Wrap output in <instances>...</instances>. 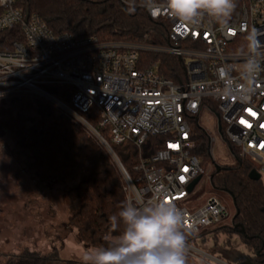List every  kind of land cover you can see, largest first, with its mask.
Returning a JSON list of instances; mask_svg holds the SVG:
<instances>
[{
  "label": "built area",
  "instance_id": "built-area-1",
  "mask_svg": "<svg viewBox=\"0 0 264 264\" xmlns=\"http://www.w3.org/2000/svg\"><path fill=\"white\" fill-rule=\"evenodd\" d=\"M21 1L0 0V34H13L0 37V96L24 92L50 100L108 151L121 173L126 203L164 198L185 214L188 259L233 264L192 238L228 217L221 201L210 197L195 210L182 205L190 184L205 174L191 121L198 124L203 108L215 113L223 139L241 156L259 160L262 177L264 0H235L225 22L205 16L196 23L170 16L167 0L135 3L165 31L157 38L149 30L137 41L56 34L38 14H26ZM144 52L178 58L182 65L171 67L175 78L162 75L164 64ZM249 62L258 67L248 71ZM52 86L63 87L64 97ZM99 127L109 128L112 143L139 148L132 171ZM150 137H161L162 143L144 157L141 148Z\"/></svg>",
  "mask_w": 264,
  "mask_h": 264
},
{
  "label": "trees",
  "instance_id": "trees-1",
  "mask_svg": "<svg viewBox=\"0 0 264 264\" xmlns=\"http://www.w3.org/2000/svg\"><path fill=\"white\" fill-rule=\"evenodd\" d=\"M145 1L22 0L20 5L26 14H38L56 34L70 32L76 36L93 35L102 41H137L147 31L154 30L157 38L164 37L165 31L159 22L153 21L144 7L134 5ZM12 35L8 31L0 37ZM160 42L165 43L163 40ZM143 55L152 60L161 58L164 63L161 73L170 79L175 78L171 67L182 65L173 56L152 52H144ZM51 89L64 97L63 87L52 86ZM92 122L98 125L96 120L92 119ZM194 131L197 142L195 153L204 156L209 151L207 136L198 126ZM99 132L132 171L138 160L139 148L129 142L112 143L108 127H99ZM161 143V137L148 138L141 148L143 156L150 157ZM14 148L19 154H29L28 172L41 183L52 187L57 182L74 180L73 184L66 186L70 209L68 222L83 244L102 247L110 236L122 231V224L114 228L110 221V217L117 215L126 203L119 169L103 145L61 110L51 105L41 114L37 113L33 127L14 140ZM233 153L236 155L235 163L221 165L218 171L215 168L210 180L214 188L231 194L236 209L232 225L224 227L223 233L229 237L237 234L252 254L240 256L231 253L228 261L233 264H264V184L261 179L249 177L250 171L257 167L247 158L239 157L237 150L233 149ZM241 229L243 233L239 232ZM208 232L210 230H205L192 238ZM211 253L214 254L213 251ZM61 260L56 251L42 254L25 250L13 254L6 264H59Z\"/></svg>",
  "mask_w": 264,
  "mask_h": 264
},
{
  "label": "rangeland",
  "instance_id": "rangeland-1",
  "mask_svg": "<svg viewBox=\"0 0 264 264\" xmlns=\"http://www.w3.org/2000/svg\"><path fill=\"white\" fill-rule=\"evenodd\" d=\"M154 60L162 62L161 58ZM51 105L55 107L47 98L29 93L0 97V264H6L13 254L25 250L42 254L56 251L62 259L59 264H84V254L95 248L83 244L68 222L70 209L66 186L73 184L74 180L57 182L52 187L41 183L28 172L29 154H19L14 148V140L33 127L37 113L41 114ZM191 124L206 134L209 151L204 156L199 155L205 174L190 190L182 205L195 210L204 205L208 198L216 197L228 212L227 218L193 242L225 260H229L231 253L251 255L237 234L229 237L223 233L224 227L232 225L236 209L231 194L224 189L214 188L210 176L215 164L224 166L235 163L233 149L237 150L239 157L247 158L257 168L260 166L259 160L253 156H241L236 147L233 148L223 139L217 117L209 109L203 108L198 124L195 119ZM261 180L264 184V174ZM114 237L110 236L104 246ZM186 264L203 263L187 258Z\"/></svg>",
  "mask_w": 264,
  "mask_h": 264
},
{
  "label": "clouds",
  "instance_id": "clouds-1",
  "mask_svg": "<svg viewBox=\"0 0 264 264\" xmlns=\"http://www.w3.org/2000/svg\"><path fill=\"white\" fill-rule=\"evenodd\" d=\"M235 7V0H167L168 14L189 23L205 16L225 22ZM257 67L249 62L248 71ZM110 221L114 228L122 224V231L107 246L88 250L84 264H186L185 214L167 199L144 203L137 197Z\"/></svg>",
  "mask_w": 264,
  "mask_h": 264
},
{
  "label": "water",
  "instance_id": "water-1",
  "mask_svg": "<svg viewBox=\"0 0 264 264\" xmlns=\"http://www.w3.org/2000/svg\"><path fill=\"white\" fill-rule=\"evenodd\" d=\"M218 129L219 131L221 132V125L219 123L218 125ZM215 168L216 170H220L221 169V165H218V164H215ZM249 177L253 180H259L261 179V174L256 170V169H252L249 173ZM201 179V177H197L191 184H190V187H189V190H192V188L195 186L196 183L199 182V180ZM235 228H237V225H235ZM239 232H244L243 229L239 230Z\"/></svg>",
  "mask_w": 264,
  "mask_h": 264
},
{
  "label": "snow or ice",
  "instance_id": "snow-or-ice-1",
  "mask_svg": "<svg viewBox=\"0 0 264 264\" xmlns=\"http://www.w3.org/2000/svg\"><path fill=\"white\" fill-rule=\"evenodd\" d=\"M242 123H244V121H241Z\"/></svg>",
  "mask_w": 264,
  "mask_h": 264
}]
</instances>
